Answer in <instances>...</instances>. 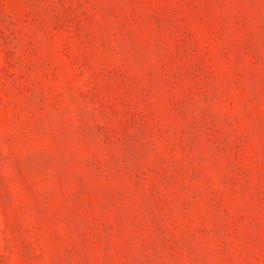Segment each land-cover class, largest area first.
I'll return each mask as SVG.
<instances>
[{
	"label": "rangeland",
	"instance_id": "374dc122",
	"mask_svg": "<svg viewBox=\"0 0 264 264\" xmlns=\"http://www.w3.org/2000/svg\"><path fill=\"white\" fill-rule=\"evenodd\" d=\"M0 264H264V0H0Z\"/></svg>",
	"mask_w": 264,
	"mask_h": 264
}]
</instances>
